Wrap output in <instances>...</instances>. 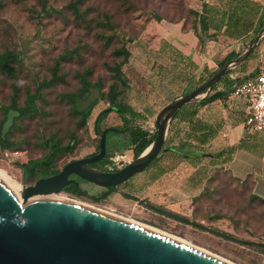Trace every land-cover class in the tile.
<instances>
[{
  "label": "rangeland",
  "instance_id": "obj_1",
  "mask_svg": "<svg viewBox=\"0 0 264 264\" xmlns=\"http://www.w3.org/2000/svg\"><path fill=\"white\" fill-rule=\"evenodd\" d=\"M72 1L3 0L0 7V52L13 51L18 58L13 79L0 73V123L14 95V87L17 88L16 104L22 105L27 92L52 76L56 61L61 77L40 90L35 112L15 120L8 135V139L15 142L14 146L0 148V174L21 186L33 184L37 177L27 175L20 164L44 157L49 152V143L56 142L62 147L54 158V169H61L68 161L98 150L99 133L105 123L102 120L96 130L95 118L108 102L99 96L86 123L80 124L81 116L73 111L75 105L69 98V93L80 87V75L100 93L106 92L113 80L110 66L122 58L113 54L115 49L124 42L130 49L132 39L153 33L150 27L158 22L157 16L160 21L184 20L190 24L193 8H197L196 0H81L80 11L86 12L83 20L69 7ZM104 14L110 16L114 26L103 23ZM148 85V82L143 83V86ZM88 93L81 98H86ZM116 118L111 112L107 115L108 122L113 123ZM126 137L124 132L107 133L108 155L118 156V167L133 159L131 146L117 149L113 143L118 141L120 145ZM179 170L181 176L189 171L186 166ZM207 182L200 204L206 224L209 220L220 221L221 224L215 225L219 230L259 245L240 244L199 229L172 225L163 214L164 207L150 200L138 205L104 198L93 201L90 197L98 195L100 189L90 182L83 184L86 195L78 196L64 189L54 195L126 221L157 228L229 264H264V201L251 194L250 181L235 180L226 170L214 171Z\"/></svg>",
  "mask_w": 264,
  "mask_h": 264
},
{
  "label": "crops",
  "instance_id": "obj_2",
  "mask_svg": "<svg viewBox=\"0 0 264 264\" xmlns=\"http://www.w3.org/2000/svg\"><path fill=\"white\" fill-rule=\"evenodd\" d=\"M195 5L203 22L196 31L188 25L183 28L180 21H159L151 25L153 33L134 39L128 48L130 57L124 67L128 87L119 101L139 115L135 124L143 128L152 124L163 105L207 80L229 52L241 53L264 23V0H196ZM261 59L264 37L208 93L224 95L180 106L158 155L143 170L114 186L104 199L136 205L150 200L164 207L168 223L208 234L213 233L192 222L219 229L215 225L221 222L206 224L200 209L207 179L215 170H226L240 181L250 178L251 194L264 199V132L246 129V104L230 93L236 78L255 72ZM144 82L149 85L143 86ZM111 113L117 120L108 122L106 117L105 124L119 125L120 118ZM182 166L189 171L181 176Z\"/></svg>",
  "mask_w": 264,
  "mask_h": 264
},
{
  "label": "water",
  "instance_id": "obj_3",
  "mask_svg": "<svg viewBox=\"0 0 264 264\" xmlns=\"http://www.w3.org/2000/svg\"><path fill=\"white\" fill-rule=\"evenodd\" d=\"M204 9L202 3L201 12ZM263 37L264 23L241 53L193 90L163 105L149 127L137 124L146 131L155 130V137L121 167L107 171L90 164L105 157L108 132L123 133L134 124L105 126L99 133L96 153L68 161L56 173L22 185L19 194L0 179V264H229L118 217L41 195L76 184L70 174L107 188L143 170L162 150L174 112L186 103L204 98L211 86L238 66ZM88 91L85 99L75 97L76 111H82L100 96L97 87H89ZM19 114L16 109H7L0 127L2 138Z\"/></svg>",
  "mask_w": 264,
  "mask_h": 264
},
{
  "label": "trees",
  "instance_id": "obj_4",
  "mask_svg": "<svg viewBox=\"0 0 264 264\" xmlns=\"http://www.w3.org/2000/svg\"><path fill=\"white\" fill-rule=\"evenodd\" d=\"M81 3H82L81 0H73L72 2H70L69 7L73 10V12L75 13V15L77 17L84 20L86 18V12H85V10L80 11L79 5ZM2 5H3V0H0V7H2ZM193 9H194L192 12L193 13V20L191 21V23L189 24L188 22H184V20H182L180 22H182L183 28L188 25L196 31L197 24H199V26L202 27L203 22L201 21V17H200L201 13L197 9H195V8H193ZM102 20H103V23H105L109 27L114 26L113 23L110 21L109 15L104 14L102 17ZM155 20L159 22L161 20V18L157 16V17H155ZM175 22H178V21H175ZM261 24H262V22L260 23V25ZM133 40L134 39H132L131 42ZM125 43L126 42H124L123 46H121L120 48H117L113 51L114 55L122 56V58L119 62L115 63L113 66H110L111 70L113 71V80L108 85L106 92L100 93V96L102 98H105L106 102H108V106L105 107L104 109L100 110V112L98 113V117L95 119V129L98 130V125L100 124V122L102 120H105L108 113L111 111L115 112L121 120L120 124L115 125V126L125 127L127 125L134 124L135 126L130 127L127 131L124 132L127 135L126 140H123V142L120 145H119L118 141L113 142L117 146V149L120 147H130L131 146L132 150H133V158H134V157L138 156L150 144V142L155 137L156 132H155V130L150 131V132L146 131V130L140 128L137 125L138 123L135 124L136 119L140 118L139 115L136 114L133 111V109L131 107H129L127 104L119 101L120 95L128 87V80L125 76L124 67H125V64L129 60L130 51L125 46ZM252 52H253V49L250 51L249 55L245 59H247L251 55ZM237 55H238V53L229 52L224 58H222L218 62V68H220L227 61L231 60L232 58L236 57ZM17 61H18L17 55L13 51L6 50L3 52H0V73L4 74L8 78L13 79L15 77V74H16L15 64ZM58 69H59V62L56 61L53 64L52 69H51L52 76L49 79H44L41 82H39L35 86V88L32 92H27L22 105L16 104L17 88L16 87L13 88L14 95L12 96L10 103L6 107V111L8 108H13V109H16L20 112L19 116L15 117L14 122L17 118H22V117L29 115V114L36 111V108H37L36 101L38 100V98L40 96V90L44 86L53 85L55 82H57L61 79V77L58 74ZM239 79H241V78H236L235 82ZM80 83H81L80 87L76 92L69 93V98H70L71 102H74L75 97L86 96L88 93L89 87H91V83L88 80H86L84 75H80ZM223 95H224V92L216 91V92H213V93L206 95L204 98L201 99L200 102L205 103L207 101L213 100V99H215L217 97H221ZM97 101H98L97 98L92 100L90 102V104L85 109L80 111L79 113L76 112L74 107L72 106L73 111L76 114H80V116H81L80 117V124L86 123L88 116L90 115V112H91L92 108L94 107V105L97 103ZM176 112H178V109L174 112L173 116L176 114ZM4 119H5V117H4ZM3 120H2V122H3ZM2 122L0 123V127H1ZM14 122H13L12 127L15 126ZM104 123H105V121H104ZM107 125L108 124H105V126H107ZM8 135H9V133L6 134V136L4 138H2L0 136V148L1 149H7V148H11L14 146L15 142L9 140ZM61 149H62V147L58 143H56V142L49 143V152L44 157L36 158V159H30L26 163L20 164V166L23 168L25 173L29 176L40 177V176H47L49 174H52L53 172L56 171V169H54V167H53L54 166V162H53L54 158H55L57 152L60 151ZM210 177H211V175H210ZM235 180H237V179H235ZM238 181H240V180H238ZM243 181H250V184H251L250 178H246ZM113 188H114V186L107 187L105 190L98 192V195L91 196L90 199L93 201H96V202L100 201L103 198L107 197L112 192ZM64 190H66L69 193L78 195V196L86 195L85 189L82 187H79L77 184H69L64 188ZM254 197H256V196H254ZM260 200L264 201V199H260ZM192 223H193V225L199 227L200 229L207 230L216 236L222 237L223 239L231 240V241H234V242H237L240 244L259 245L258 243L250 241V240H243V239L236 238L232 234L227 233L225 231H221L219 229L208 228V227H206L200 223H197V222H192Z\"/></svg>",
  "mask_w": 264,
  "mask_h": 264
},
{
  "label": "built area",
  "instance_id": "obj_5",
  "mask_svg": "<svg viewBox=\"0 0 264 264\" xmlns=\"http://www.w3.org/2000/svg\"><path fill=\"white\" fill-rule=\"evenodd\" d=\"M230 93L246 104L245 125L264 131V59L260 60L255 72L237 80Z\"/></svg>",
  "mask_w": 264,
  "mask_h": 264
},
{
  "label": "bare ground",
  "instance_id": "obj_6",
  "mask_svg": "<svg viewBox=\"0 0 264 264\" xmlns=\"http://www.w3.org/2000/svg\"><path fill=\"white\" fill-rule=\"evenodd\" d=\"M146 151H147V149H146ZM146 151H144V152H146ZM0 179L2 181H4L16 194H19V190L21 189V185L16 184V183H14L13 181H10V180L7 181L8 180L7 178L5 180L4 177H3V175H1V174H0ZM43 197H46V198H57V199L64 200V201H67V202H70V203H73V204H76V205H79V206H83V207H86V208H89V209H92V210H95V211H98V212H103V211H101V210H99L97 208L91 207L89 205H86V204H83V203H80V202H76V200L73 201V200H70V199H65V198L57 197V196L54 195V192H50V193L44 194ZM127 221L128 222H131L133 224L139 225V226H141V227H143V228H145L147 230H150V231H153L155 233H158V234H160L162 236H165V237H168V238L177 240L179 242H182L183 244L189 245V244L185 243V241L182 240V239H180L179 237L173 236L171 234H168V233H166L164 231H161V230H159L157 228H153L151 226L144 225V224H141V223H138V222H135V221H131V220H127ZM193 248H195V247H193ZM195 249H197V248H195ZM197 250H199L201 252H204V251H202L200 249H197ZM204 253L208 254L207 252H204ZM208 255H210V254H208ZM210 256H212V254ZM212 257L217 258V257H215V255L212 256ZM217 259H220V260L224 261L222 258H217Z\"/></svg>",
  "mask_w": 264,
  "mask_h": 264
},
{
  "label": "flooded vegetation",
  "instance_id": "obj_7",
  "mask_svg": "<svg viewBox=\"0 0 264 264\" xmlns=\"http://www.w3.org/2000/svg\"><path fill=\"white\" fill-rule=\"evenodd\" d=\"M83 99H85V98H83ZM15 119V118H14ZM11 129V128H10ZM10 131V130H9ZM9 131L6 133V134H8L9 133ZM6 136V135H5ZM98 151V150H97ZM97 151H95V152H93V153H91V154H89V155H92V154H94V153H96ZM108 151H109V148H107V137H106V155H105V157L103 158V159H101V160H104L105 161V164L104 163H101V160L100 161H98V162H95V163H91L90 165L91 166H95V167H97V168H99V169H103V170H114V169H116V168H118V166H119V161L120 160H118L117 158H118V156H115V157H110L109 155H108ZM85 156H88V155H85ZM111 161H113V162H111ZM111 163V164H110ZM122 165H124V164H122ZM122 165H120V167L122 166ZM59 169H56V171L55 172H53V173H56L57 171H58ZM52 173V174H53ZM50 175V174H49ZM41 177V176H40ZM69 177L70 178H73V179H75L76 181H77V185L79 186V187H82V188H84L83 187V184L84 183H87L88 181L87 180H84V179H82V178H80L79 176H77V175H75V174H70L69 175ZM38 178V177H37ZM36 178V179H37ZM70 184H74V183H70ZM94 185H96V184H94ZM97 187H99V189L100 190H98V192H101V191H103V190H105L106 188L105 187H101V186H99V185H96ZM66 187V186H65ZM64 187V188H65ZM63 188V189H64ZM85 189V188H84ZM61 191V190H60Z\"/></svg>",
  "mask_w": 264,
  "mask_h": 264
}]
</instances>
